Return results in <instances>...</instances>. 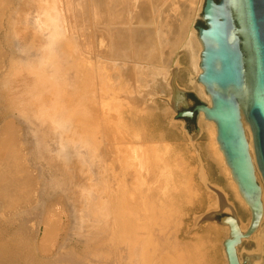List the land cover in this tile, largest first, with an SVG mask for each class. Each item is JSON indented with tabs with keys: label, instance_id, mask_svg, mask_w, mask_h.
<instances>
[{
	"label": "bare ground",
	"instance_id": "bare-ground-1",
	"mask_svg": "<svg viewBox=\"0 0 264 264\" xmlns=\"http://www.w3.org/2000/svg\"><path fill=\"white\" fill-rule=\"evenodd\" d=\"M203 6L204 0H0V264H212L210 241L187 244L178 236L183 208L198 203L200 189L208 207L191 217L189 230L203 223L210 234L221 230L228 264L229 226L208 215L234 208L245 235L250 210L214 125L200 113L206 157L225 187L210 182L198 140L188 138L172 109L182 102L172 93L182 57L189 88L210 105L196 82L201 45L194 24ZM157 114L204 163L198 175L172 144L145 135L144 123ZM256 179L263 200L257 172ZM251 241L254 252L241 249ZM263 248V232L243 238L240 263L243 256L263 264Z\"/></svg>",
	"mask_w": 264,
	"mask_h": 264
},
{
	"label": "water",
	"instance_id": "water-1",
	"mask_svg": "<svg viewBox=\"0 0 264 264\" xmlns=\"http://www.w3.org/2000/svg\"><path fill=\"white\" fill-rule=\"evenodd\" d=\"M198 22L203 26H198ZM194 28L201 45L196 82L204 88L210 105L192 90L180 87L179 71H175L172 93L175 98L179 95L182 102L173 104L172 109L175 118L183 121L190 139L201 137L200 113L214 125L216 141L232 180L250 210V225L245 235H241L234 208L232 213L221 210L212 213L209 220L229 226V236L223 242L228 264H251L243 256L240 263L237 247L243 238L248 239L256 232L264 234V199L256 179L257 172L264 187V0H204L202 16ZM188 95L199 102L192 111ZM194 115L197 130L190 133L185 120L193 119ZM246 133L250 136L253 159ZM259 257L264 264V248Z\"/></svg>",
	"mask_w": 264,
	"mask_h": 264
},
{
	"label": "rangeland",
	"instance_id": "rangeland-1",
	"mask_svg": "<svg viewBox=\"0 0 264 264\" xmlns=\"http://www.w3.org/2000/svg\"><path fill=\"white\" fill-rule=\"evenodd\" d=\"M197 25L201 26V23L198 22ZM188 62L189 61H187L185 57H182L180 59V64H181V67L179 69V72H180L179 75L180 76L178 75L177 83L180 87H182L184 89H190L188 86V82H189L188 79L190 78V80H191V76H190L191 70L189 69V63ZM183 68H184V70L186 68L187 71L185 70V72H183L184 71ZM157 92L158 91H156V93ZM199 98L203 100L202 97H199ZM156 107L159 108L160 110H162L165 106L161 102L158 101V102H156ZM157 113L158 114L162 113V111L157 110ZM158 114L155 115L156 119L151 118V120L147 123V125H146V123H144V125L147 126V127H145V130H144V131H146L145 135L147 137H149L151 135V136L155 137L157 140L164 139L165 141L172 144L179 152L183 153V155L187 159V162L192 167H195L197 169L196 175H198V173H199V171H198L199 170V162L197 161V159L194 160L195 158L192 157L194 155L192 154L193 153L191 151L192 149H190L191 148L190 143L188 142L189 143V145H188L189 148H188V146H187L188 143L186 142L187 140L185 141V139H184L185 137L183 138V135L180 134L178 129H173V128L168 126V122H167V121H169V119H167L168 117L163 118V116L161 115V118H160L158 116ZM156 116H158V117H156ZM206 143H207V138L205 137V135H203L199 138V140L195 143V145H197V147L199 148V151L203 157L205 167H206L207 173H208L207 177L209 178L210 182L214 183V185L217 184L220 187H225L224 178L218 173L214 164L211 161H209L208 158L206 157V154H205V151H206L205 150V144ZM203 167H204V165H203ZM195 178H196V176H195ZM196 181H197V179H196ZM200 192L202 195L199 198V201L197 204L192 205V206L191 205L186 206L183 208V216L181 218L182 219V227H181V230L178 234L179 240H181L183 243H187V244L196 243L199 241V239H201L202 241H206V240L210 241V243L212 245H214V247H212L210 244L207 246L208 256L211 260V263L212 264H223V262L221 260L219 247H220V241L225 237V234H223L221 230L217 231V232L213 231V234H210L209 233L210 231H208L209 225L207 223H203L202 225H200V227H198V229H195L196 231L193 234H191V232L189 230L190 225H191V219H192L191 217L195 214L200 215L201 213H204L208 207V202H207V199L205 197L204 190L200 189ZM240 216H241V219H243L244 223H246L245 215L242 214V212L240 213ZM41 236H42V232L40 234V237ZM241 249L242 250L244 249V251L250 252L252 250H255V245L253 242H247L241 247Z\"/></svg>",
	"mask_w": 264,
	"mask_h": 264
},
{
	"label": "flooded vegetation",
	"instance_id": "flooded-vegetation-1",
	"mask_svg": "<svg viewBox=\"0 0 264 264\" xmlns=\"http://www.w3.org/2000/svg\"><path fill=\"white\" fill-rule=\"evenodd\" d=\"M188 99L190 100L191 102V107L189 108V111H192L193 108L198 105V101L196 100V98L193 96V95H188ZM186 127H187V130L190 132V133H195L196 130H197V125H196V119H195V115L193 117V119H186Z\"/></svg>",
	"mask_w": 264,
	"mask_h": 264
},
{
	"label": "trees",
	"instance_id": "trees-1",
	"mask_svg": "<svg viewBox=\"0 0 264 264\" xmlns=\"http://www.w3.org/2000/svg\"><path fill=\"white\" fill-rule=\"evenodd\" d=\"M216 2H218L219 0H215ZM201 26H203L202 24H201Z\"/></svg>",
	"mask_w": 264,
	"mask_h": 264
}]
</instances>
